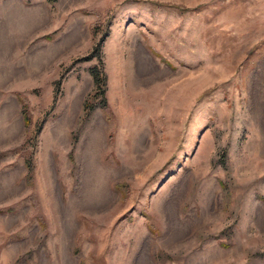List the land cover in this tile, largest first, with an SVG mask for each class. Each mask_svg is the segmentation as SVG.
<instances>
[{
  "label": "rangeland",
  "instance_id": "374dc122",
  "mask_svg": "<svg viewBox=\"0 0 264 264\" xmlns=\"http://www.w3.org/2000/svg\"><path fill=\"white\" fill-rule=\"evenodd\" d=\"M0 264H264V0H0Z\"/></svg>",
  "mask_w": 264,
  "mask_h": 264
},
{
  "label": "bare ground",
  "instance_id": "6f19581e",
  "mask_svg": "<svg viewBox=\"0 0 264 264\" xmlns=\"http://www.w3.org/2000/svg\"><path fill=\"white\" fill-rule=\"evenodd\" d=\"M92 172L94 175V181L92 187L89 190L90 191L89 194L93 199H102L106 197V189H105V183H106L105 181L107 178L106 169H104V167H101L100 165L94 164Z\"/></svg>",
  "mask_w": 264,
  "mask_h": 264
},
{
  "label": "trees",
  "instance_id": "16d2710c",
  "mask_svg": "<svg viewBox=\"0 0 264 264\" xmlns=\"http://www.w3.org/2000/svg\"><path fill=\"white\" fill-rule=\"evenodd\" d=\"M94 82H95V83L97 82L96 78L94 79ZM100 88H101V87H100ZM23 119H24V121H26V119H25L24 116H23Z\"/></svg>",
  "mask_w": 264,
  "mask_h": 264
}]
</instances>
